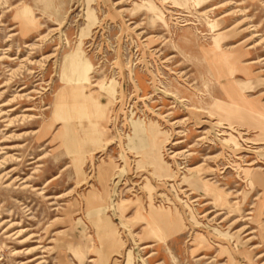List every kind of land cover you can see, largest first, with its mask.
<instances>
[{"label": "rangeland", "instance_id": "obj_1", "mask_svg": "<svg viewBox=\"0 0 264 264\" xmlns=\"http://www.w3.org/2000/svg\"><path fill=\"white\" fill-rule=\"evenodd\" d=\"M0 264H264V0H0Z\"/></svg>", "mask_w": 264, "mask_h": 264}, {"label": "bare ground", "instance_id": "obj_2", "mask_svg": "<svg viewBox=\"0 0 264 264\" xmlns=\"http://www.w3.org/2000/svg\"><path fill=\"white\" fill-rule=\"evenodd\" d=\"M73 65H74V63H73ZM69 71H71V70H69ZM132 128H133V136L130 140H134V139H140L141 140V128H140V126L133 125Z\"/></svg>", "mask_w": 264, "mask_h": 264}, {"label": "crops", "instance_id": "obj_3", "mask_svg": "<svg viewBox=\"0 0 264 264\" xmlns=\"http://www.w3.org/2000/svg\"><path fill=\"white\" fill-rule=\"evenodd\" d=\"M68 104V103H67Z\"/></svg>", "mask_w": 264, "mask_h": 264}]
</instances>
